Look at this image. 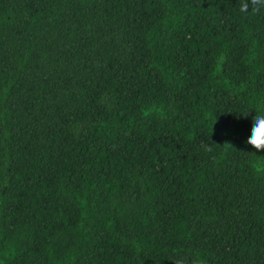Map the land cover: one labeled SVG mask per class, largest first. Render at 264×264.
<instances>
[{
    "label": "trees",
    "instance_id": "1",
    "mask_svg": "<svg viewBox=\"0 0 264 264\" xmlns=\"http://www.w3.org/2000/svg\"><path fill=\"white\" fill-rule=\"evenodd\" d=\"M256 107L264 10L0 0V264H264Z\"/></svg>",
    "mask_w": 264,
    "mask_h": 264
},
{
    "label": "clouds",
    "instance_id": "2",
    "mask_svg": "<svg viewBox=\"0 0 264 264\" xmlns=\"http://www.w3.org/2000/svg\"><path fill=\"white\" fill-rule=\"evenodd\" d=\"M261 10H264V0H239V11L242 14H248L249 12L259 13ZM220 59L223 60L224 57L221 56ZM253 109L256 110L257 114L253 117L254 125L252 134L248 138L247 143L257 152H264V107H256ZM173 262L174 264H188V258H176Z\"/></svg>",
    "mask_w": 264,
    "mask_h": 264
}]
</instances>
